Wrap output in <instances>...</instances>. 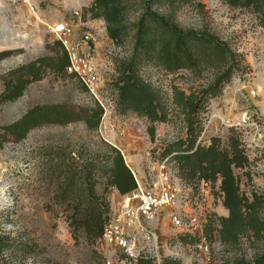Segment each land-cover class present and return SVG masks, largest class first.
<instances>
[{
  "label": "rangeland",
  "instance_id": "1",
  "mask_svg": "<svg viewBox=\"0 0 264 264\" xmlns=\"http://www.w3.org/2000/svg\"><path fill=\"white\" fill-rule=\"evenodd\" d=\"M125 31L122 40L109 37L103 16L88 9L94 0H0V60L2 78L15 68L39 57L53 55L59 41L57 25L83 22L76 33L91 31L92 54L97 68L95 96L85 89L77 75L58 76L48 72L31 83L15 101L0 105V124L21 119L36 106H57L67 118L39 126L22 140L1 139L0 144V264H134L135 261L100 241L89 243L82 232L69 226L66 215L75 203L59 202L57 193L66 181L64 161L48 173L46 158L51 153L67 157L80 169L88 162L103 161L107 144L117 147L136 180L150 188L158 181L157 163L167 159L170 181L180 189V199L160 210L156 227L160 235V264L165 258L183 264H226L238 259L250 262L264 254V234L244 229L235 241L222 234L229 210L224 204L222 178L183 166L175 152L184 149L187 116L178 106L176 92L200 98L213 85L221 70L205 66L201 70H169L161 61L137 53L136 23L149 0H124ZM260 11L231 0H160L153 11L186 31L219 38L236 55L238 68L216 96L208 95L195 119L203 130L200 146L218 145L234 154L242 153L243 167L234 168L240 195L252 201L258 220L264 222V0ZM79 11L81 19L75 14ZM152 91L156 116L142 115L127 102L121 91L126 72ZM132 99V98H131ZM101 105L104 115L97 129H89L83 117L86 109ZM149 127H155L152 137ZM174 151L167 154L168 151ZM167 154V155H166ZM86 185L88 180L85 181ZM101 182L97 186L102 192ZM110 215L120 208L122 196L110 187L107 193ZM172 213H180L183 226H176ZM196 217V221L192 219Z\"/></svg>",
  "mask_w": 264,
  "mask_h": 264
},
{
  "label": "trees",
  "instance_id": "2",
  "mask_svg": "<svg viewBox=\"0 0 264 264\" xmlns=\"http://www.w3.org/2000/svg\"><path fill=\"white\" fill-rule=\"evenodd\" d=\"M149 0L146 4L145 13L136 23V47L137 53L144 57L161 61L169 70L180 69L201 70L205 66L217 67L221 74L215 83L206 89L198 98L194 94L186 95L184 92H176L175 99L187 116V138L183 144L186 146L175 152L176 158L182 161L183 166L194 165L193 171L204 170L209 178L216 179L218 175L222 178V189L225 192L224 204L229 210V216L224 219L221 234L226 241L237 240L238 235L244 229H250L255 235L264 234V222L258 220L255 205L258 198L250 201L247 197L240 195L238 179L235 177L234 168L243 167L245 159L238 150L229 154L220 151L217 144L209 147L200 146L197 143L203 127L195 119L196 110L204 104L206 96H216L222 89V85L229 82L233 72L238 68L236 55L225 42L219 38L209 35H201L195 31H186L171 24L166 18L153 11ZM160 1V0H157ZM235 4L253 7L260 11L262 0H231ZM124 0H94V4L88 9L93 16H103L107 22L109 37L115 41L122 40L125 31ZM53 55L39 57L10 71L2 78V91L0 93V105L15 101L20 98L28 86L40 81L48 72L58 76H75L69 73L68 54L57 41L53 47ZM9 51L0 52L2 60ZM121 91L126 96L127 102L138 110H143L142 115L156 116L159 112L154 102L152 91L139 82L134 74L126 72L123 76ZM87 89V87L81 82ZM132 98V99H131ZM83 122L89 129H97L104 115V109L97 104L86 109ZM57 106H36L30 109L21 119L8 125L0 124V137L3 140L14 138L24 139L33 129L67 118V112ZM152 137L155 136V127H149ZM1 144V140H0ZM108 152L103 161L88 162L80 169L71 166L67 157L58 153H51L46 158L48 173L57 171L58 160L64 161L66 183L61 193H57L59 202L75 203L67 211V221L77 234L82 232L89 243L99 242L103 236L104 229L111 219L110 202L107 193L110 187H114L121 196L127 195L138 187L136 177L127 164L122 152L115 146L107 144ZM174 151H168L167 154ZM166 154V155H167ZM88 180L86 185L85 181ZM102 184V192L99 193L97 186ZM10 239L2 238L0 247L6 248ZM134 264H160L157 260L141 256ZM161 264H183L180 259L174 257L165 258ZM226 264H264V254H261L255 262L246 259H238Z\"/></svg>",
  "mask_w": 264,
  "mask_h": 264
},
{
  "label": "built area",
  "instance_id": "3",
  "mask_svg": "<svg viewBox=\"0 0 264 264\" xmlns=\"http://www.w3.org/2000/svg\"><path fill=\"white\" fill-rule=\"evenodd\" d=\"M75 14L80 17L79 11ZM83 28V22L67 21L57 25L54 33L65 48L69 57V73H74L80 81L95 96L97 84V68L91 49L94 39L91 31H85L80 36L76 27ZM166 160L157 163L158 183L147 188L138 183V187L122 196L120 208L106 225L100 242L107 247L117 248L129 257H150L160 262V235L156 227V218L160 210L173 205L180 199V189L170 181V172ZM172 222L183 226L180 213L171 214ZM197 219H192L195 222ZM110 264V262H108Z\"/></svg>",
  "mask_w": 264,
  "mask_h": 264
},
{
  "label": "crops",
  "instance_id": "4",
  "mask_svg": "<svg viewBox=\"0 0 264 264\" xmlns=\"http://www.w3.org/2000/svg\"><path fill=\"white\" fill-rule=\"evenodd\" d=\"M120 194V193H119Z\"/></svg>",
  "mask_w": 264,
  "mask_h": 264
}]
</instances>
